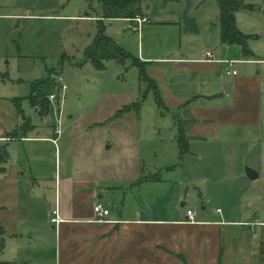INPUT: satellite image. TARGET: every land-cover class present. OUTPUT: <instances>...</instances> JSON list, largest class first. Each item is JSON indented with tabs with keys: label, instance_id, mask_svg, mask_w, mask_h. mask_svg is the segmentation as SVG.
I'll return each mask as SVG.
<instances>
[{
	"label": "rangeland",
	"instance_id": "1",
	"mask_svg": "<svg viewBox=\"0 0 264 264\" xmlns=\"http://www.w3.org/2000/svg\"><path fill=\"white\" fill-rule=\"evenodd\" d=\"M246 1L256 9L250 15L239 13L238 25L244 29L252 24L248 29L255 31L264 0ZM143 8L149 21L140 22L143 16L104 18L101 0H0V123L26 120L25 126L34 124L39 130L35 134L45 136L62 111L64 136L58 142L62 169L68 167L71 174L75 170L74 177L98 185L99 195H106L101 201L112 215L170 219L191 208L199 219H227L233 223H223L220 264H264V223L259 222L264 221V141L227 150L224 159L203 150H193L195 157L182 155L172 139L174 116L159 108L153 90L147 92L153 85L141 77L142 61L106 60L99 65L87 60L86 51L101 26L138 58L143 49L160 56L201 54L223 46L217 0H144ZM253 44L263 49L264 35L249 40ZM60 76L68 84L66 91L59 87L54 91H61L60 99L45 111L33 105L36 82L53 79L59 86ZM139 100L138 115L123 111ZM249 137L253 141L259 133ZM48 144L0 141V153L10 151L8 165L13 171L26 170L20 176L24 196L20 194L19 201L36 216L25 227L33 228L34 234L26 233V240H20L27 241L25 247L0 229V260L26 257L28 264L55 263L57 224L46 217L56 198L54 187H44L53 186L54 180L41 181L42 170L51 173L55 167V152ZM30 166L38 174L36 182ZM246 167L260 176L251 180ZM11 188L8 183L0 189V207L7 211L14 210L10 207L15 198L2 193ZM11 215L2 213L4 219Z\"/></svg>",
	"mask_w": 264,
	"mask_h": 264
},
{
	"label": "crops",
	"instance_id": "2",
	"mask_svg": "<svg viewBox=\"0 0 264 264\" xmlns=\"http://www.w3.org/2000/svg\"><path fill=\"white\" fill-rule=\"evenodd\" d=\"M259 6L260 18L253 29L255 31L248 29L253 27L252 24L246 29L238 25L239 13L250 15L248 12L236 14L240 30L256 35V38L264 35V12L261 14L264 4ZM249 48L253 52L251 56L245 55L240 45L223 43L218 51L207 49L216 55L212 60L206 58V51L201 54L173 52L172 55L160 56L151 51L145 53L144 49L139 52V59L145 62L147 76L157 88H146L147 92L153 90L156 96L158 91L163 100V110L174 116L175 134L172 139L176 140L179 148L181 136L187 140V151L182 155L191 153L195 157L193 150H203V154H220L224 159L227 150H236L244 143L251 146L264 141V48L254 44ZM220 60L237 61L234 65L237 73L225 71V64ZM25 122L8 119L7 124L0 123V141L49 142L48 148L55 152L54 170L50 173L43 169L41 173V181L51 180L52 184L54 180L53 186L45 184L44 187L45 190L54 187L56 205L52 209L57 207L62 219L55 226L57 246L54 264H220L223 223L233 221L199 219L195 213L196 221L190 222L187 211L170 219L143 218L139 213L132 218L122 216V212L112 215L109 207L101 201L106 195H99L98 185L91 179L74 177L77 174L75 170L71 174L68 167L65 171L62 169L58 142L64 133L60 136L55 133L56 122L50 124V131L46 130L45 136L35 134L39 133L37 126L31 123L25 126ZM254 133H259V138L251 141L249 136ZM54 138H57V143ZM7 153V161L1 166L4 169L0 171V189H5L10 183L12 188L4 191L2 196L9 193L15 201H11L10 207L14 210L0 207L1 228L9 235L10 241H18L21 248L27 246V241H20L26 240L25 234H34L33 228L25 227L36 216L30 207L19 201L20 194L24 196L19 189L20 176H25L26 170L13 171L14 167L8 165L10 151ZM235 153H229L230 157ZM37 176L32 170L34 182L38 181ZM98 202L110 210L107 220H98L93 209ZM51 210H47L46 217L50 222ZM6 212L12 215L4 219L2 213ZM21 213L24 214L22 218L19 216ZM43 250L42 247L40 251ZM25 258L13 260L28 264Z\"/></svg>",
	"mask_w": 264,
	"mask_h": 264
},
{
	"label": "trees",
	"instance_id": "3",
	"mask_svg": "<svg viewBox=\"0 0 264 264\" xmlns=\"http://www.w3.org/2000/svg\"><path fill=\"white\" fill-rule=\"evenodd\" d=\"M164 2L174 0H163ZM220 8V21H221V40L222 43L228 45H240L243 52L247 56L253 55L252 50L249 48V40L256 38V35L245 34L237 25V12H251L256 9V4L247 3L246 0H217ZM144 0H101L102 3V17L104 18H126L133 19L136 17H145ZM87 60L93 61L99 65L103 64L106 60H115L118 63L124 64L127 59H134L139 61L138 57L132 56L131 53L121 46L118 41L105 33L104 28L101 26L95 41L90 45L86 51ZM141 61V60H140ZM145 65V62H142ZM138 67V66H137ZM140 70L143 81L153 85L150 89H157L155 83L151 80L146 73V68L138 67ZM58 84L53 79L42 80L36 82L33 86L31 95V102L33 105L40 107L42 110H49L50 102L47 96L54 92ZM156 102L159 107L163 106V100L160 93L156 92ZM141 109V100L127 105L123 111H133L138 115ZM122 115V114H121ZM186 139L181 136V153L187 151ZM8 153H0V163L6 162ZM0 167V171L3 170ZM159 179V178H158ZM157 180V179H153ZM0 229L1 226H0ZM220 261V258H219ZM0 264H23L19 260L4 261L0 260ZM187 264V263H186Z\"/></svg>",
	"mask_w": 264,
	"mask_h": 264
},
{
	"label": "built area",
	"instance_id": "4",
	"mask_svg": "<svg viewBox=\"0 0 264 264\" xmlns=\"http://www.w3.org/2000/svg\"><path fill=\"white\" fill-rule=\"evenodd\" d=\"M140 22H145L147 20L146 17H142L141 20L140 18L138 19ZM206 58L212 60V59H216V55L213 51L211 50H207L206 51ZM222 61L224 64H225V71L227 72H230L232 74H236L237 73V70L234 69V65L236 64L237 61L235 60H220ZM58 83H59V88H61V91H66L68 89V84L67 82L65 81V79L60 76L58 78ZM60 90H58L57 92H54V93H50L48 96H49V102H52V101H56V100H59L60 97H59V93L61 92ZM62 111H60L58 113V117H57V123H56V129H55V133L60 136L63 132V130L61 129V113ZM55 143H57V138H54L53 139ZM93 209L96 213V216L97 218L100 220V221H103V220H107V217L110 213V210L108 208H106L102 203L98 202L96 204H94L93 206ZM187 215L189 217V219L192 221V222H195V212L193 209H189L187 210ZM50 217H51V221L53 223H56V224H59L61 222V217H60V214H59V209L56 207L54 209L51 210L50 212Z\"/></svg>",
	"mask_w": 264,
	"mask_h": 264
},
{
	"label": "water",
	"instance_id": "5",
	"mask_svg": "<svg viewBox=\"0 0 264 264\" xmlns=\"http://www.w3.org/2000/svg\"><path fill=\"white\" fill-rule=\"evenodd\" d=\"M246 174L251 180H255L259 177V173L250 167H246Z\"/></svg>",
	"mask_w": 264,
	"mask_h": 264
}]
</instances>
